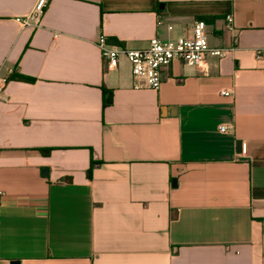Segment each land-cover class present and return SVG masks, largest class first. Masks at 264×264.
Here are the masks:
<instances>
[{"label":"crops","instance_id":"crops-1","mask_svg":"<svg viewBox=\"0 0 264 264\" xmlns=\"http://www.w3.org/2000/svg\"><path fill=\"white\" fill-rule=\"evenodd\" d=\"M36 2L0 0V264H264V0H48L15 21ZM196 20L226 54L174 61L158 90L97 44Z\"/></svg>","mask_w":264,"mask_h":264},{"label":"built area","instance_id":"built-area-1","mask_svg":"<svg viewBox=\"0 0 264 264\" xmlns=\"http://www.w3.org/2000/svg\"><path fill=\"white\" fill-rule=\"evenodd\" d=\"M47 7L48 0H37L29 15L17 17L15 21L23 26H39ZM227 22L232 26V16L227 17ZM206 28L204 20H196L188 35L170 41H162L154 37L143 49H128L111 45L107 43L106 36L103 34L98 37L97 44L109 69L117 67L122 57L128 60L135 89L158 90L163 83V70L174 61H182L187 65L204 68L208 56L224 57L227 50L209 46ZM262 53L261 49L255 50L257 57H261ZM5 82V79H0V98L4 94ZM221 94L228 96L230 93L221 91ZM219 131L226 133L228 128L222 125Z\"/></svg>","mask_w":264,"mask_h":264},{"label":"trees","instance_id":"trees-1","mask_svg":"<svg viewBox=\"0 0 264 264\" xmlns=\"http://www.w3.org/2000/svg\"><path fill=\"white\" fill-rule=\"evenodd\" d=\"M10 80H23V81H27V82H33L34 79H31V78H27V77H24L22 75H11L10 77ZM41 152L45 155H49L51 150L50 149H45V150H41ZM88 175H90V171H88Z\"/></svg>","mask_w":264,"mask_h":264},{"label":"water","instance_id":"water-1","mask_svg":"<svg viewBox=\"0 0 264 264\" xmlns=\"http://www.w3.org/2000/svg\"><path fill=\"white\" fill-rule=\"evenodd\" d=\"M239 145H240V143H239ZM176 182H177V180L176 179H173V185L174 186L176 185ZM11 264H19V262L18 261H14Z\"/></svg>","mask_w":264,"mask_h":264}]
</instances>
